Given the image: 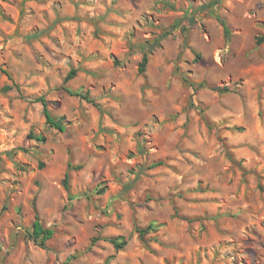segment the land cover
I'll use <instances>...</instances> for the list:
<instances>
[{"label": "rangeland", "instance_id": "obj_1", "mask_svg": "<svg viewBox=\"0 0 264 264\" xmlns=\"http://www.w3.org/2000/svg\"><path fill=\"white\" fill-rule=\"evenodd\" d=\"M0 68V264H264V0H0Z\"/></svg>", "mask_w": 264, "mask_h": 264}, {"label": "trees", "instance_id": "obj_2", "mask_svg": "<svg viewBox=\"0 0 264 264\" xmlns=\"http://www.w3.org/2000/svg\"><path fill=\"white\" fill-rule=\"evenodd\" d=\"M221 24L224 27V31L228 32L226 24L223 21H221ZM146 63H147V56L144 55L140 64H139V71L144 70ZM0 72H6V71L3 70L2 68H0ZM75 73H76L75 69L70 70V72L66 76V79L73 77L75 75ZM212 89L217 90L218 92L228 91L227 87H223V88L212 87ZM74 94L79 95L88 101H91L89 99V97L87 96V94H84V95H82L80 93H74ZM39 100L42 102L43 112H44V116H45V122L48 124V126L56 128L60 131H64L65 125L63 124V117H60V118L53 117L47 109L46 102H45L44 98L40 97ZM37 139L43 140V138H37ZM68 181H69V174H68V170H67L64 174L63 179H62V185L64 186L66 191H69ZM154 225H155L154 223H151V224H148L146 227H143V228L136 227L135 231L137 232L139 238L141 240H143L144 235L146 233H148L151 230L156 229V227H154ZM53 233H54V230L51 227H45L42 225V223L39 221V219L37 217V214L35 213L34 220L31 222L30 229L28 232V235L30 236V238H32V240L34 242H36L39 246L46 247L45 242L52 237ZM109 241L113 244V246L116 249H120L126 244V239L122 236H119L116 238H111V239H109Z\"/></svg>", "mask_w": 264, "mask_h": 264}]
</instances>
